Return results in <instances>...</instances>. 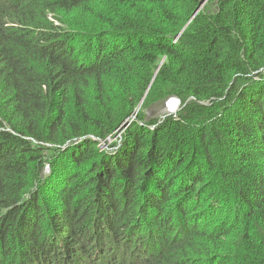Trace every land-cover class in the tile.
Masks as SVG:
<instances>
[{
  "label": "trees",
  "instance_id": "obj_1",
  "mask_svg": "<svg viewBox=\"0 0 264 264\" xmlns=\"http://www.w3.org/2000/svg\"><path fill=\"white\" fill-rule=\"evenodd\" d=\"M0 264H264V0H0Z\"/></svg>",
  "mask_w": 264,
  "mask_h": 264
},
{
  "label": "rangeland",
  "instance_id": "obj_2",
  "mask_svg": "<svg viewBox=\"0 0 264 264\" xmlns=\"http://www.w3.org/2000/svg\"><path fill=\"white\" fill-rule=\"evenodd\" d=\"M166 103V104H165ZM161 106H159L157 109H151L146 113L147 120L151 119H163L166 118L167 116H175L179 113V111L183 108V106L180 105V102L177 101L176 99H170L167 102H165ZM122 130L125 129L123 126L121 128ZM118 143V139L110 140L109 145L114 144L115 142ZM104 147H108V144L105 145Z\"/></svg>",
  "mask_w": 264,
  "mask_h": 264
},
{
  "label": "clouds",
  "instance_id": "obj_3",
  "mask_svg": "<svg viewBox=\"0 0 264 264\" xmlns=\"http://www.w3.org/2000/svg\"><path fill=\"white\" fill-rule=\"evenodd\" d=\"M171 99H175V98H171ZM170 100V99H169ZM177 100V99H176ZM178 101V100H177ZM127 126V125H126ZM126 126H124L126 128ZM119 146V142L117 143V146L114 148H117Z\"/></svg>",
  "mask_w": 264,
  "mask_h": 264
}]
</instances>
